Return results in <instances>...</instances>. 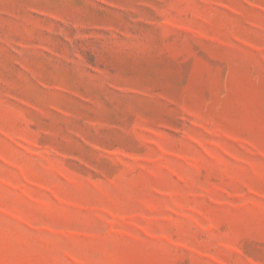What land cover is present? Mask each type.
Instances as JSON below:
<instances>
[{
    "label": "rangeland",
    "instance_id": "obj_1",
    "mask_svg": "<svg viewBox=\"0 0 264 264\" xmlns=\"http://www.w3.org/2000/svg\"><path fill=\"white\" fill-rule=\"evenodd\" d=\"M0 264H264V0H0Z\"/></svg>",
    "mask_w": 264,
    "mask_h": 264
}]
</instances>
